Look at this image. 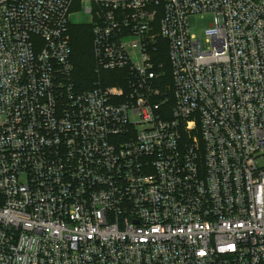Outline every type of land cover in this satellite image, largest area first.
I'll list each match as a JSON object with an SVG mask.
<instances>
[{
    "label": "built area",
    "instance_id": "2783aa9c",
    "mask_svg": "<svg viewBox=\"0 0 264 264\" xmlns=\"http://www.w3.org/2000/svg\"><path fill=\"white\" fill-rule=\"evenodd\" d=\"M0 264H264V0H0Z\"/></svg>",
    "mask_w": 264,
    "mask_h": 264
},
{
    "label": "trees",
    "instance_id": "16d2710c",
    "mask_svg": "<svg viewBox=\"0 0 264 264\" xmlns=\"http://www.w3.org/2000/svg\"><path fill=\"white\" fill-rule=\"evenodd\" d=\"M70 33L74 82L80 90H87L99 80L92 52V30L89 26L76 25L71 26ZM116 74L104 72L101 78L108 85L120 86L121 81L113 78Z\"/></svg>",
    "mask_w": 264,
    "mask_h": 264
},
{
    "label": "rangeland",
    "instance_id": "374dc122",
    "mask_svg": "<svg viewBox=\"0 0 264 264\" xmlns=\"http://www.w3.org/2000/svg\"><path fill=\"white\" fill-rule=\"evenodd\" d=\"M71 26H90L91 17L85 14L79 8H74L69 18ZM214 24V15H208L203 18L198 17L192 33L201 40L203 47H206V31Z\"/></svg>",
    "mask_w": 264,
    "mask_h": 264
}]
</instances>
